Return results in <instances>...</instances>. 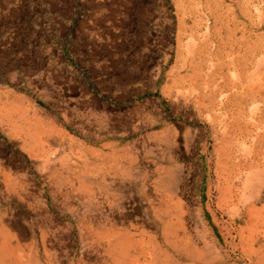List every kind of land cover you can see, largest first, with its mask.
<instances>
[{"label": "rangeland", "instance_id": "1", "mask_svg": "<svg viewBox=\"0 0 264 264\" xmlns=\"http://www.w3.org/2000/svg\"><path fill=\"white\" fill-rule=\"evenodd\" d=\"M26 3L4 76L64 135L1 263L264 264V0Z\"/></svg>", "mask_w": 264, "mask_h": 264}, {"label": "crops", "instance_id": "2", "mask_svg": "<svg viewBox=\"0 0 264 264\" xmlns=\"http://www.w3.org/2000/svg\"><path fill=\"white\" fill-rule=\"evenodd\" d=\"M28 1L0 0V32L3 26L16 20L25 28L18 33L21 39L23 31L31 27L28 24H32ZM4 54V61L0 60V264L2 245L10 248L16 244L17 229L38 226L32 218L18 224L17 206L26 208L35 196L48 194V173L44 167L49 163L50 149L61 146L64 135L57 114L43 106L33 109L28 90L10 84L4 76L12 67L25 69L32 61L31 49L25 47L23 55H16V48H8ZM9 54L14 58L10 59ZM102 143L93 141L84 146L86 155L92 157L98 149L95 145ZM8 254L10 260H15V255Z\"/></svg>", "mask_w": 264, "mask_h": 264}, {"label": "bare ground", "instance_id": "3", "mask_svg": "<svg viewBox=\"0 0 264 264\" xmlns=\"http://www.w3.org/2000/svg\"><path fill=\"white\" fill-rule=\"evenodd\" d=\"M134 262V261H133Z\"/></svg>", "mask_w": 264, "mask_h": 264}]
</instances>
